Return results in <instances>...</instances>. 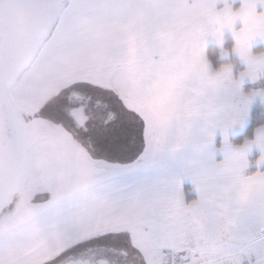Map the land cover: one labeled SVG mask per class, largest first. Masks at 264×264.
Masks as SVG:
<instances>
[{
    "label": "snow or ice",
    "instance_id": "6c2138e0",
    "mask_svg": "<svg viewBox=\"0 0 264 264\" xmlns=\"http://www.w3.org/2000/svg\"><path fill=\"white\" fill-rule=\"evenodd\" d=\"M24 2L68 70L113 61L138 102L94 130L103 157L53 152L21 111L41 69L0 62V264H264V0Z\"/></svg>",
    "mask_w": 264,
    "mask_h": 264
},
{
    "label": "flooded vegetation",
    "instance_id": "af4514ba",
    "mask_svg": "<svg viewBox=\"0 0 264 264\" xmlns=\"http://www.w3.org/2000/svg\"><path fill=\"white\" fill-rule=\"evenodd\" d=\"M52 98L55 99L54 105H44L51 106L48 108L51 116L43 114L41 107L22 106L24 119L30 123L35 121L38 134L49 129L40 135L44 139L56 133L64 140L76 142L92 156L99 155L94 144V130L121 117L132 120L134 117L129 109L137 107V103L113 87L102 70L89 72L87 76L82 75L62 85L54 91ZM71 259L76 258L65 260ZM124 263L136 264L131 259Z\"/></svg>",
    "mask_w": 264,
    "mask_h": 264
},
{
    "label": "water",
    "instance_id": "95a60500",
    "mask_svg": "<svg viewBox=\"0 0 264 264\" xmlns=\"http://www.w3.org/2000/svg\"><path fill=\"white\" fill-rule=\"evenodd\" d=\"M45 33L38 7L24 0H0V62L6 68L26 66Z\"/></svg>",
    "mask_w": 264,
    "mask_h": 264
},
{
    "label": "rangeland",
    "instance_id": "374dc122",
    "mask_svg": "<svg viewBox=\"0 0 264 264\" xmlns=\"http://www.w3.org/2000/svg\"><path fill=\"white\" fill-rule=\"evenodd\" d=\"M43 43L44 41H41L39 43L32 59L26 65L30 69L37 67V54L39 50L42 48ZM219 58L222 59L225 57H221L219 53ZM102 70H103L102 72H104V74L107 75V77H109V80L115 89H118L120 92L128 96L130 99H133L136 102H138L137 101V90L135 86L133 85V82L130 79L126 80L122 77L120 68L118 65L115 64V62L109 60L107 62L106 67L102 68ZM96 71H92L90 73H95ZM87 74H89V72L82 74V75L87 76ZM78 78H80V76ZM68 83L70 82H66L64 84H68ZM59 87H61L60 84L52 85V84L45 83L38 73L34 79L35 101L34 103L29 102L27 106L34 107L36 109L41 107L43 108V114L51 116V113L48 109L51 106L49 105L44 106V105H46L47 103L50 105H54L55 99L52 98L53 93ZM47 130L49 129L41 130L39 132V135L44 134ZM236 133H239V131ZM45 140L47 141L49 149L53 152H59L63 154H78V153L83 152L82 146L78 145L76 142L72 140H68V139L64 140L60 136H58L56 133H52V135H49L48 138H45ZM100 155L101 157H103L105 154L102 152H99V155L97 156H100ZM109 247H111V245ZM124 250L128 253L127 257H121L122 255H119L109 250V251H105L99 254L96 257V259L106 258L110 261H115V264H119V262H121V264H125L124 262H128L131 259V260H134L136 264H139L138 258L135 257V255L132 253L130 248H124ZM74 258L77 259L79 257L74 256Z\"/></svg>",
    "mask_w": 264,
    "mask_h": 264
},
{
    "label": "crops",
    "instance_id": "0c3cea01",
    "mask_svg": "<svg viewBox=\"0 0 264 264\" xmlns=\"http://www.w3.org/2000/svg\"><path fill=\"white\" fill-rule=\"evenodd\" d=\"M238 2L239 0H237V3ZM67 3H68V0H66V4ZM225 35H229L231 37V35L227 32H225L224 37ZM51 39H53V37L49 35L44 40L42 48L39 50L37 54V67L41 69V71L39 72V75L45 83L52 84V85L60 84L62 86L66 82H71L77 79L79 76L81 77L82 74L96 71V70L98 71L102 70V68L106 67L107 62L109 61V60H106L101 63H98L95 67H84L82 70H79V71H70L68 70V67H67V59L65 55L59 49L53 48L51 46V44L49 43ZM210 44L218 46L216 42L212 39L208 40L207 47ZM255 47H261V45L257 44L255 45ZM132 101L137 103L133 99ZM233 136H231L230 138H232ZM255 156H256V153H253L250 156V159L254 160ZM252 170H255V168L253 167ZM69 257H74V256L69 255V256H66L64 259H69ZM121 257H127V256H121Z\"/></svg>",
    "mask_w": 264,
    "mask_h": 264
},
{
    "label": "trees",
    "instance_id": "16d2710c",
    "mask_svg": "<svg viewBox=\"0 0 264 264\" xmlns=\"http://www.w3.org/2000/svg\"><path fill=\"white\" fill-rule=\"evenodd\" d=\"M65 3H66V0H65ZM50 34L49 33H45L43 39L41 41H44ZM231 37L229 35H225L224 37V45L225 47H229L231 45ZM219 53H220V49L218 46H215V45H208L207 47V56H208V59L212 62V64H218L220 63L222 60H226V58H222L220 59L219 58ZM252 115H253V119L254 121L256 120H259L261 118H264V116H262V113H261V109H260V106L259 104H254L253 105V110H252ZM247 133L250 135L251 134V125H249L246 129ZM244 132H240L236 135H234L231 139L236 142V143H239L243 140L244 138Z\"/></svg>",
    "mask_w": 264,
    "mask_h": 264
}]
</instances>
